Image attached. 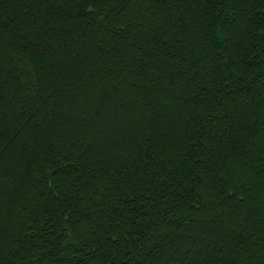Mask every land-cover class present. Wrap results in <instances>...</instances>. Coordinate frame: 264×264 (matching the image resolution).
Listing matches in <instances>:
<instances>
[{
	"label": "trees",
	"instance_id": "1",
	"mask_svg": "<svg viewBox=\"0 0 264 264\" xmlns=\"http://www.w3.org/2000/svg\"><path fill=\"white\" fill-rule=\"evenodd\" d=\"M0 264H264V0H0Z\"/></svg>",
	"mask_w": 264,
	"mask_h": 264
}]
</instances>
